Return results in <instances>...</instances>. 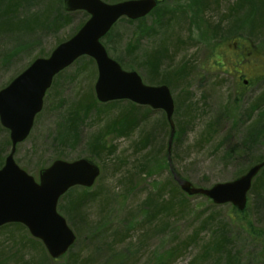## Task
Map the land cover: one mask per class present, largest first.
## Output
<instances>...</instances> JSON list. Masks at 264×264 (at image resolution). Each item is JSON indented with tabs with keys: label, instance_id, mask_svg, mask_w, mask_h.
Returning <instances> with one entry per match:
<instances>
[{
	"label": "rangeland",
	"instance_id": "rangeland-1",
	"mask_svg": "<svg viewBox=\"0 0 264 264\" xmlns=\"http://www.w3.org/2000/svg\"><path fill=\"white\" fill-rule=\"evenodd\" d=\"M235 1L159 0L142 19H120L101 41L146 84L164 83L165 71L178 70L165 82L175 104L170 163L197 187L231 181L264 158V0ZM12 3L0 0V89L88 19L84 11L66 12L63 0ZM150 51L161 62L157 73L147 64ZM96 78L87 56L59 73L14 154L36 181L55 159L87 158L100 167L81 206L68 208L75 188L57 204L75 243L53 260L25 226L4 224L0 264H264V182L243 212L204 197H190L185 207L178 198L170 202L163 186L171 175L165 113L138 106L148 112L127 135L124 128L104 133L113 115L114 122L134 115L126 102L98 103ZM87 94L96 106L75 115ZM96 107L109 111L98 114ZM9 151V131L0 124V166Z\"/></svg>",
	"mask_w": 264,
	"mask_h": 264
},
{
	"label": "water",
	"instance_id": "water-1",
	"mask_svg": "<svg viewBox=\"0 0 264 264\" xmlns=\"http://www.w3.org/2000/svg\"><path fill=\"white\" fill-rule=\"evenodd\" d=\"M63 2L67 11H87L89 19L70 39L58 44L47 58H36L0 90V122L9 129L11 141L10 152L0 169V225L22 223L33 237L43 242L52 258L66 253L76 239L57 211L59 198L73 186L91 187L100 174L98 165L85 158L70 162L56 159L40 170L39 182H36L14 161L16 145L28 136L54 75L78 57L88 55L96 62L98 75L94 90L100 102L127 99L162 109L170 128L168 152L175 133L174 102L169 89L144 84L136 71H126L110 58L100 42L120 17H143L157 5V0H124L112 4L102 0ZM263 166L264 160L232 181L218 182L207 188L194 186L176 172L173 176L188 195H203L217 205L231 203L243 210L253 179Z\"/></svg>",
	"mask_w": 264,
	"mask_h": 264
},
{
	"label": "trees",
	"instance_id": "trees-1",
	"mask_svg": "<svg viewBox=\"0 0 264 264\" xmlns=\"http://www.w3.org/2000/svg\"><path fill=\"white\" fill-rule=\"evenodd\" d=\"M214 2H218V0H213ZM12 5H15V3H17V0H12ZM238 1L236 0L235 3H237ZM159 4V3H158ZM236 5H232V8L235 7ZM8 10V9H6ZM251 10V8H250ZM155 11V9L153 10ZM66 16L63 17V19H61L60 21H66ZM36 19L35 17L32 19L31 22H34ZM130 22H132L131 20H128ZM29 23V22H28ZM54 26H58V23L55 24ZM243 51V48L242 50ZM156 55V52L155 51H150L147 56H146V60H147V64L149 66H151V68L153 69L154 73H157L159 68H160V60L158 59V57H155ZM158 56V55H157ZM184 69V67H183ZM182 69V70H183ZM181 70V71H182ZM178 70L176 71H173V72H177ZM173 72H171L173 74ZM167 73V71L164 72V75ZM88 96L91 98V95L88 94ZM125 101H119V102H116V103H123ZM127 104V109L128 110H131L133 111V118L132 120L130 119H127V120H121V121H117V122H112L110 121L109 123H107L105 125L106 127V131L104 133H114L116 131H119V129L121 130L122 128L125 129L126 131V135L129 133V131H131L132 128L135 127V125L138 123V121H140L142 118H144L148 112L147 111H141L142 110V107H138L130 102H126ZM112 105H114V103H112ZM84 108V105H77V107L73 110V112L75 113V115L77 113H79L82 109ZM121 110V109H120ZM130 120V121H129ZM259 120H260V117L257 118V121L255 123H252L254 125H258L259 123ZM123 123H125V126H123ZM93 148L94 150L96 149H99L95 139H94V144H93ZM264 158H262L261 160H263ZM264 182V168L260 171V173L257 175V177L255 178L254 182H253V185H252V188L250 190V193H253L255 192L259 186ZM164 187H167L169 189V192L167 194H169V201H173L175 200L176 198H178L180 201H181V204H182V207H185V205L187 206V203H188V199H190V197H187L186 195H184L178 188L177 184L172 180V177L171 175L169 174L167 176V179H166V182L165 184L163 185ZM75 189L77 190L78 189V195L76 196V198L71 201L68 205V208L71 210V211H74V207H76L77 205L78 206H81V202L83 201L85 195L84 193H86V190L85 188H82V187H75ZM194 198H202L201 195H197L195 196ZM73 208V210H72ZM234 259H235V256H234ZM226 264H231V263H226Z\"/></svg>",
	"mask_w": 264,
	"mask_h": 264
},
{
	"label": "bare ground",
	"instance_id": "bare-ground-1",
	"mask_svg": "<svg viewBox=\"0 0 264 264\" xmlns=\"http://www.w3.org/2000/svg\"><path fill=\"white\" fill-rule=\"evenodd\" d=\"M106 35H103L101 38H100V42L102 41V38H104ZM102 43V42H101ZM81 57H83V56H81ZM155 57H158L157 55H155ZM158 59H159V57H158ZM160 60V59H159ZM149 68H150V70H151V72H153L154 73V71H153V69L151 68V66H149ZM178 75H175V74H172L171 72H168L167 71V73L164 75V80H162L164 83H161V84H159V85H156V86H165V87H167L168 89H169V91H170V94H171V89H170V86H169V84H166L167 82H170L172 79H174V77H177ZM166 82V83H165ZM5 88V87H4ZM50 88V87H49ZM86 97H87V101L85 102V103H81V102H79L78 104L79 105H84V108L83 109H85V111L86 110H90L91 108H93V107H95L96 105H95V102L92 100V98H90L89 96H88V94L87 95H85ZM171 96H172V94H171ZM97 111H98V114H100V113H108V111H109V108L108 109H104V110H102L101 109V107H96L95 108ZM111 121L112 122H114V115H113V117H112V119H111ZM130 121V120H129ZM106 127H104V131L103 132H105L106 130ZM173 138H174V136H173ZM168 139H169V132H168ZM168 139H167V147H166V153H167V158H168V166H169V170H170V173H171V177H172V180L177 184V186H178V188H179V190L184 194V195H186L187 197H195L194 195H188L187 193H185L184 191H182L181 190V188H180V186H179V184L174 180V176H173V172H176L175 170H174V168H172V164L170 163L171 161H170V154H171V151H172V146H171V149H170V152H168ZM15 151H16V149H15ZM14 154H15V152H14ZM13 158H14V155H13ZM4 160H5V158H4ZM15 161V160H14ZM16 163V162H15ZM18 166V165H17ZM3 167V165L2 166H0V169ZM177 173V172H176ZM178 174V173H177ZM243 174H245V172L243 173ZM243 174H241V175H243ZM179 175V174H178ZM241 175H239V176H237L236 178H238V177H240ZM235 178V179H236ZM189 181V180H188ZM194 185V184H193ZM195 186V185H194ZM202 197H204L205 199H208L209 200V198H207V197H205V196H202ZM70 228V227H69ZM45 247V246H44ZM45 249H46V247H45ZM46 251H47V253H49L48 252V250L46 249Z\"/></svg>",
	"mask_w": 264,
	"mask_h": 264
}]
</instances>
